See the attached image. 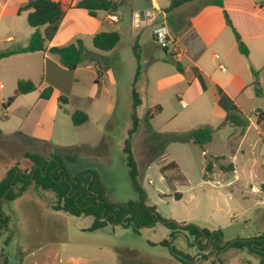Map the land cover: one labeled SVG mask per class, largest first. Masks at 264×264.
Wrapping results in <instances>:
<instances>
[{
    "label": "rangeland",
    "instance_id": "obj_1",
    "mask_svg": "<svg viewBox=\"0 0 264 264\" xmlns=\"http://www.w3.org/2000/svg\"><path fill=\"white\" fill-rule=\"evenodd\" d=\"M136 1H120L122 4L116 11L120 21L105 23L106 28L120 33V40L115 49L109 52L99 50L105 57L104 60L99 59L96 62L94 74L82 68L78 72L83 79L97 77L100 80L99 71L103 73L110 70L104 75L105 83L96 82L98 97L95 99V106L91 107L89 104L92 98L77 103L88 110L89 121L76 129L73 139L77 142L76 147H68L67 143L71 141L61 138L58 141L62 146L43 143L37 145L36 152L50 160L54 156L59 157L70 173L81 169L98 170L108 195L114 202L135 200L137 193L130 179L123 147L128 129L132 125L131 90L140 63L142 75L141 80L136 83V88L142 97V104L137 109L139 126L131 139V145L138 166V180L147 193L148 203L155 206L159 215L181 225L194 224L213 231V234L218 230L222 231L221 239L216 243L219 248L206 236L197 239L202 241L201 245H197L192 236L178 234L175 244L179 249L194 256L192 264H260L257 253L230 247L236 238L264 235V137L256 119L257 111H264V95L257 93V90L262 91V85H252L255 77L250 66L254 63L238 52L235 54L234 46L231 48L229 42L225 53L219 51L216 46L213 47V52H217L220 58L215 59L214 53L210 51L202 57L209 68L222 77L227 78L238 70L240 77L247 82L248 87L240 91L236 101L253 124L239 148L234 147L237 142L233 139L238 132L230 137L229 131L234 130L230 127L216 129L213 140L205 147L206 151L192 141H170L163 145L159 136L165 138L172 133L187 132L199 126L217 128L224 120V115L218 108L216 89L203 91L192 72L187 74L183 81L176 82L168 78L178 70L173 62L163 61L162 58L171 59V53L177 51V46L183 52L187 42L182 40L176 45L174 40H168L167 44L163 45L152 38L146 43L139 41L142 51L141 59H137L133 50L135 40L130 18V8ZM28 13L26 10L20 14L1 17V51L8 46L6 39L10 35H15L17 39L31 36L27 33L32 31ZM223 33L224 36L227 34L228 39L232 37L236 41L229 26ZM82 38L91 50H96L91 36ZM197 41L198 39L196 43ZM181 62L190 67L193 64L186 57H183ZM256 62L261 65H256L254 69L262 70L258 78L264 84V65L261 61ZM221 64L226 67V71H222ZM84 86L85 82L78 85L81 89ZM183 101L187 104L183 105ZM66 104L62 103L64 108ZM157 106H161L162 112L156 113ZM153 113L154 116L149 119L147 115L151 116ZM3 119L6 117L0 104V124L4 122ZM109 142L110 147L107 148ZM6 144L0 141V149ZM83 144L93 149L100 148L93 150L81 146ZM103 145L108 150L107 155L101 154ZM29 148L27 145L26 150ZM11 151L17 153L22 152V149ZM206 154L219 157L213 161V169L210 172L206 171L209 160ZM4 160V156L0 155V162ZM171 161L176 162L180 170L174 169ZM229 164H233L234 170L226 171L220 168L221 165ZM14 167L29 173L33 163L30 161L24 166L25 169L18 165ZM160 168H163V173ZM177 193L182 194L180 199L176 198ZM50 195L52 194L48 193V196ZM12 201H5L3 205L9 221L8 214L13 213L9 209L14 206ZM47 201L43 197H36L33 201L28 199L24 212L19 208L17 211L14 207L16 225L9 223L8 230H2L0 233V242L3 245V250H0L1 261L18 264L21 259H62L70 264H116V259L120 257L124 262L183 264L173 258L168 248L162 244L170 232L161 223L152 228H143L140 234L119 225L109 226V230L91 231L85 228L91 225L92 217L54 211L48 206L50 201ZM229 241L231 242L228 243Z\"/></svg>",
    "mask_w": 264,
    "mask_h": 264
},
{
    "label": "crops",
    "instance_id": "obj_2",
    "mask_svg": "<svg viewBox=\"0 0 264 264\" xmlns=\"http://www.w3.org/2000/svg\"><path fill=\"white\" fill-rule=\"evenodd\" d=\"M27 1L28 0H0V19L5 15L18 14L17 11L19 7ZM114 1L120 2L122 0ZM171 1L172 0H137L135 5L130 8V18L134 30L135 43H139V41L141 43H146L151 38L156 41L154 30L160 25H165L169 31L168 40H174L176 45H179L182 40L185 43L187 42V47L183 50V52H181L177 46V51L171 53L172 58L181 62L182 58L186 57L190 59L191 63H193L190 67L185 66L181 62L184 66V73L175 71L171 73L168 78L176 82L183 81L187 74L192 72L199 80L193 71V68L197 67L199 71L203 73L207 84V89L204 90L201 81L199 80L203 91H207L210 88L216 89V85H219L237 104L236 100L238 95L241 93L240 91H243V89L248 87L247 82H244L238 74V70H236L229 77L224 78L217 72L212 71L202 60L203 55L208 51L214 53L213 56L215 59L220 58L217 52H213V47L216 46L219 51L225 53L228 48V42L231 48L234 46L233 50L235 51V54H237V52L242 54L238 49V42L236 38V41H234L232 37L228 39L227 34L224 36L223 32L228 25L226 23L223 9L217 5L205 4L209 0H192L175 9L173 11L174 14L172 16V22H170L168 18L169 15L164 11V9L168 7V4L170 5ZM224 4L234 26L241 35V39L249 49V54L247 56L244 54L242 55L248 57L254 63L250 66V69L252 70V68L256 67V65H261L257 64L256 61H261L262 65H264V25H262V22L264 23V3L261 5V0H224ZM190 10H193V12ZM185 12L190 14L184 15ZM113 14L117 15V21H113L111 19L110 16ZM119 21L120 16L118 12H106L103 14L99 11L97 16H91L85 9L70 8L67 10L54 38L47 43L48 50L16 53L0 60V104L2 105L3 115L6 117V119L2 120L4 122L0 124V141H2V143H7L3 149H0L1 157L4 156L5 159L2 163L0 162V180L5 177L7 172L15 165L25 169L24 166L30 162L25 155L27 153L39 154L36 152L37 145L39 144L53 143L56 146H62L58 140L63 138L71 141L67 143L68 147H76L77 142H74L75 140L73 139H75L76 136V129L81 125L74 126L71 119V113L80 109L88 115V110H85V108L80 106L81 104L77 103H83V101L85 102L92 98L93 100L90 101L89 104L91 107H94L96 104L95 99L98 97V92L96 90V86L98 84L96 82L98 81L99 84L105 83L104 75L108 74L107 71L110 70H105L103 73H100V80L97 77L89 78L90 81L83 79L78 74L80 68H82V70H88L90 74H94L97 67L96 62L86 60L74 71H70L62 65L57 54L49 51V48L53 46L68 45L77 39H82L86 47L91 50L88 43L82 37L91 36L93 39L95 34L99 32H111L110 28L105 27V23L108 22L113 24ZM43 28L44 27L41 29L43 30ZM175 28L176 31L174 30ZM34 31L35 28L32 27V31L27 33L32 35ZM190 36H192L191 39ZM30 37L31 36L23 39H17V37L12 34L6 39V42L9 44L2 51L23 47L27 45ZM197 39L198 41L196 43ZM94 48L96 50L91 51L97 54L102 60L105 56L99 52L100 49L96 47ZM114 49L115 48L112 50ZM100 51L109 52L104 50ZM166 59L167 57L162 58L163 61H166ZM201 60L202 62H200ZM261 71L262 70L258 71V77L261 75ZM21 79L33 81L36 84V90L19 95L10 105L4 106V103L9 99V97L14 95L18 81ZM140 80L141 77L138 81ZM83 82L86 83V86L81 89L78 85H81ZM209 82H212V84H209ZM252 85H254V82ZM258 85H262L261 88L263 96L264 84L259 80ZM47 87L52 88V94L48 99H44L42 98L41 93ZM61 96H66L67 98L66 108H64V106L59 102ZM177 96L180 97V94ZM216 101L218 104V96H216ZM186 104L187 103L183 101V105ZM218 108L220 113L224 115L225 118V110L221 108L219 104ZM252 124L253 122L251 121L249 128ZM230 128L234 129L233 131H229L231 137L238 132V129L234 127ZM248 129L246 133L248 132ZM109 132L112 133L111 131ZM245 135L234 147L237 146L239 148L242 145ZM110 142L109 145H107V148L110 147ZM27 145L30 147L28 151L26 150ZM81 146L89 147L86 144ZM19 148L22 149V152L13 153L11 151V149L14 151ZM89 148L93 149V147ZM107 148L105 145L101 147L102 155H107ZM17 172H19V170ZM101 179L106 188L102 175ZM48 193L51 192H39L33 184L30 185L19 195V197H16V199L12 201L14 206L12 205L13 208L9 207V209L13 212L12 214H8L10 215L9 223H12L13 226L16 225V223H14L17 221L15 210L18 211L17 208H19L24 212V205L28 199L33 201L36 197H39L40 199L43 197L45 201L46 199L48 201H52L54 199V195L51 193L52 195L48 196ZM106 193L109 197L107 189ZM109 199L113 201L112 198L109 197ZM48 206L50 207L51 205ZM89 227L90 226L85 229H88ZM10 228H12V226H10ZM99 230H109V226ZM11 242L12 241H9V243ZM114 249L117 250V248ZM0 250H3L2 242H0ZM118 262L119 258L116 259V264H118ZM124 263L149 264L147 262L131 261ZM18 264L70 263L69 261H63L62 259L40 261L21 259Z\"/></svg>",
    "mask_w": 264,
    "mask_h": 264
},
{
    "label": "trees",
    "instance_id": "obj_3",
    "mask_svg": "<svg viewBox=\"0 0 264 264\" xmlns=\"http://www.w3.org/2000/svg\"><path fill=\"white\" fill-rule=\"evenodd\" d=\"M192 0H172L170 5L164 9L168 13L169 21L172 22L174 10L183 4ZM264 0H261V5ZM122 2L114 0H28L25 4L21 5L18 9V14L23 11H29L28 22L35 31L31 35L27 45L11 50L0 51V60L4 57L22 52H36L46 51L47 43L50 42L57 33L61 22L70 8H81L87 10L89 15L97 16L99 11L114 13L120 7ZM205 4L217 5L223 9L226 23L233 30L235 38L238 42L239 51L244 54H249V49L237 28L234 26L228 11L225 9L224 0H209ZM42 27L43 30L41 29ZM176 31V28L174 29ZM120 40V33L118 31H102L95 34L93 43L96 48L104 51L112 50L116 47ZM167 51V47L165 48ZM134 53L138 60L141 59V47L138 42L133 45ZM51 53L57 54L63 66L69 70H75L81 63L86 60L97 62L99 56L89 50L82 39L64 45L53 46L49 48ZM168 62H173L176 65L178 72L184 73V66L181 62L174 58L166 59ZM195 75L201 81L204 90L207 89V84L204 79L203 73L197 67L193 68ZM255 80L254 84H259L258 71L252 68ZM100 74V71H99ZM142 75L140 63L137 67L135 74L132 97H133V111L131 112L132 125L128 129V136L124 141V153L127 159L129 168V175L132 185L137 193L135 200L124 202H114L109 199L106 194V188L102 182L101 175L96 169H81L74 173H70L62 164L59 157L46 159L42 155L27 153L25 156L33 163L32 170L29 173L20 171L17 167H12L5 177L0 180V233L2 230H8L9 217L3 210L5 201L14 200L30 185L40 191L51 192L54 199L50 201L52 209L56 211L67 212L73 216H88L92 217V223L87 230L96 231L106 228L107 226H122L131 229L134 233L140 234L141 230L145 227H154L156 224L161 223L169 229V237L165 239L162 244L168 248L169 253L173 258L183 264H192L194 256L190 253L179 249L176 246V239L178 234L184 233L188 237L195 238L197 245H201L202 241L197 240L202 236L212 239L216 248H219L218 241L221 239L222 231L218 230L213 234L207 228H201L194 224L181 225L174 220L165 218L159 215L155 206L150 205L147 201V193L141 186L138 180V166L135 160L131 139L136 133L139 126V116L137 114L138 107L142 104V97L136 88V83ZM98 82V81H97ZM212 84V82H209ZM36 90V84L31 80L21 79L18 81L14 95L4 103V106L10 105L19 95L26 94ZM218 95V104L226 112L225 118L217 128L212 126H199L187 132L172 133L167 137L161 136L162 144L170 141L189 142L200 145L203 150L205 145L213 140V134L216 129H225L227 127H234L238 129V135L233 139L238 142L246 133L251 125V119L241 111L235 101L228 95V93L219 85H216ZM257 93L262 94L261 90ZM52 94V88H45L41 96L48 99ZM59 102L66 103L67 98L61 96ZM162 111L161 106L156 107V113ZM153 113L147 115L150 119L154 116ZM71 119L74 126H79L86 123L89 119L86 112L77 109L71 113ZM257 125L264 137V111L258 110L256 113ZM237 144V143H236ZM100 148V147H98ZM94 148L93 150H97ZM208 156L209 160L206 166V171L210 172L213 169V161L219 157ZM174 169H179V166L174 161H171ZM221 169L229 171L234 170L233 164L227 166L221 165ZM19 170V172H17ZM162 171L163 168H160ZM180 170V169H179ZM164 171V170H163ZM162 171V173H163ZM181 193H177L176 198L180 199ZM260 240V241H259ZM229 241L228 243H230ZM230 247L240 250L248 249L251 252L257 253L260 257V264H264V235L261 237L251 238H236L230 244ZM132 255L133 251H129ZM0 264H9L7 260ZM118 264H125L119 257Z\"/></svg>",
    "mask_w": 264,
    "mask_h": 264
},
{
    "label": "built area",
    "instance_id": "obj_4",
    "mask_svg": "<svg viewBox=\"0 0 264 264\" xmlns=\"http://www.w3.org/2000/svg\"><path fill=\"white\" fill-rule=\"evenodd\" d=\"M110 17H111V19L113 21H117L118 20V17L115 14L111 15ZM154 34H155L156 42H158L160 44H163V45L167 44L169 31H168V28L165 25L158 26L154 30ZM220 68L222 69V71H226V67L224 65L221 64Z\"/></svg>",
    "mask_w": 264,
    "mask_h": 264
},
{
    "label": "water",
    "instance_id": "obj_5",
    "mask_svg": "<svg viewBox=\"0 0 264 264\" xmlns=\"http://www.w3.org/2000/svg\"><path fill=\"white\" fill-rule=\"evenodd\" d=\"M185 225V224H184Z\"/></svg>",
    "mask_w": 264,
    "mask_h": 264
}]
</instances>
